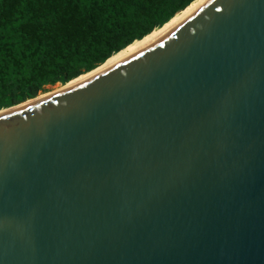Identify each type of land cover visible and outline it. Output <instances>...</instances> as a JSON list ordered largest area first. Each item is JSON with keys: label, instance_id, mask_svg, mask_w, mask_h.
Wrapping results in <instances>:
<instances>
[{"label": "water", "instance_id": "95a60500", "mask_svg": "<svg viewBox=\"0 0 264 264\" xmlns=\"http://www.w3.org/2000/svg\"><path fill=\"white\" fill-rule=\"evenodd\" d=\"M0 264H264V0L0 113Z\"/></svg>", "mask_w": 264, "mask_h": 264}, {"label": "trees", "instance_id": "16d2710c", "mask_svg": "<svg viewBox=\"0 0 264 264\" xmlns=\"http://www.w3.org/2000/svg\"><path fill=\"white\" fill-rule=\"evenodd\" d=\"M194 0H0V109L88 72Z\"/></svg>", "mask_w": 264, "mask_h": 264}, {"label": "bare ground", "instance_id": "6f19581e", "mask_svg": "<svg viewBox=\"0 0 264 264\" xmlns=\"http://www.w3.org/2000/svg\"><path fill=\"white\" fill-rule=\"evenodd\" d=\"M203 0H194L192 1L187 7H185L183 10L179 11L177 14H175L168 22H166L165 24H163L162 26L154 29L150 34L146 35L145 37L141 38V39H137L134 42H132L131 44H129L128 46H126L125 48L121 49L120 51L114 53L112 56H110L105 62H103L102 64H100L99 66H97L96 68L85 72L75 78H73L72 80L63 83V84H58L55 85L54 88L41 93L40 95H38L37 97L28 99L22 103H19L17 105L8 107V108H3L0 109V113L8 111L10 109L25 105L27 103H30L32 101H35L37 99H40L42 97H45L47 95H50L52 93H55L65 87H68L78 81H81L85 78H87L88 76L102 70L103 68L115 63L116 61L124 58L125 56L129 55L130 53L136 51L137 49L143 47L144 45L152 42L153 40H155L156 38H158L160 35H162L165 31H167L168 29H170L172 26H174L175 24H177L179 21H181L182 19H184L186 16H188Z\"/></svg>", "mask_w": 264, "mask_h": 264}, {"label": "rangeland", "instance_id": "374dc122", "mask_svg": "<svg viewBox=\"0 0 264 264\" xmlns=\"http://www.w3.org/2000/svg\"><path fill=\"white\" fill-rule=\"evenodd\" d=\"M59 83H57L56 85H58ZM55 87V85H53V86H49L48 87V90H50V89H52V88H54Z\"/></svg>", "mask_w": 264, "mask_h": 264}]
</instances>
